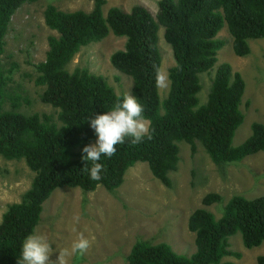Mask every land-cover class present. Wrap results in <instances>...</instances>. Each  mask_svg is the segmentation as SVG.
<instances>
[{
    "label": "trees",
    "instance_id": "trees-1",
    "mask_svg": "<svg viewBox=\"0 0 264 264\" xmlns=\"http://www.w3.org/2000/svg\"><path fill=\"white\" fill-rule=\"evenodd\" d=\"M0 0V155L24 159L34 176L19 202L7 205L0 222V264H17L24 238L34 232L43 203L59 187H79L93 191L102 185L115 190L128 168L146 162L154 177L169 187V173L179 161L178 142L185 141L191 154L200 142L216 165L237 162L264 151V123L254 121L250 135L239 145L232 140L244 119L240 109L244 79L229 63L219 64L211 78L207 101L198 105L200 74L215 64L223 41L216 35L227 25L237 56L250 53L249 41L264 38V0H158L153 16L134 4L129 11L118 6L103 13L105 0H93L89 11H65L46 5L45 25L54 30L47 38L48 48L36 63L34 83L42 86L41 102L56 109V116L21 111L27 98L13 87L15 62L1 61L11 16L25 2ZM171 47L174 63L168 68L169 89L161 100L156 86V70L161 65L158 29ZM109 33L124 37L122 49L110 55L118 71L132 78V93L144 107L152 139L132 145L126 138L111 158L101 157L104 170L100 181L89 179L82 160L85 145L96 138L90 119L112 109L117 97L105 77L87 68L69 71L66 66L80 50ZM90 167V165H89ZM209 192L203 205L221 200ZM187 227L195 235V251L190 256L177 253L166 242L137 240L127 255L128 264H231L225 256L240 258L229 249V237L239 232L245 247L264 241V195L246 198L234 195L222 208L219 218L205 207L190 213ZM253 264H264V254Z\"/></svg>",
    "mask_w": 264,
    "mask_h": 264
},
{
    "label": "rangeland",
    "instance_id": "rangeland-1",
    "mask_svg": "<svg viewBox=\"0 0 264 264\" xmlns=\"http://www.w3.org/2000/svg\"><path fill=\"white\" fill-rule=\"evenodd\" d=\"M158 0H105L102 7L106 14L111 6L129 11L134 4L144 6L154 16ZM48 4L65 11H89L93 0H37L25 2L11 16L5 47L1 54L3 64L15 62L13 87L27 98L21 111L24 113H47L54 117L56 109L43 103L39 95L42 86L34 83L35 64L42 61L48 48L47 38L56 34L44 23L43 11ZM223 41L216 55V62L209 72L200 74L201 89L198 105L207 101L211 78L216 67L229 63L239 71L245 82L240 104L244 114L236 129L232 144H241L251 133L254 121L264 123V38L249 41L250 53L237 56L232 47V37L227 25L216 35ZM125 38L109 33L97 42L82 46L66 68H87L102 75L117 94L132 93V78L118 71L110 62V55L124 46ZM158 47L161 53L160 70L168 75L173 65L171 47L163 38V28L158 29ZM158 88L163 100L168 93ZM97 136L89 144L96 142ZM88 144V145H89ZM179 161L176 170L169 173L171 185L162 184L154 177L146 162L138 161L128 168L124 180L115 190L108 191L98 185L93 191L79 187L56 188L43 203L41 218L34 232L45 234L53 252L50 260L55 262L59 249L70 248L78 233L83 232L91 246L82 257H68V264H128L127 255L133 243L146 240L151 243L166 242L174 251L190 256L195 251V235L187 227L190 213L199 207L210 210L219 218L222 208L234 195L254 198L264 195V151L244 157L242 160L223 165L214 164L203 145L196 141V151L191 154L185 141L178 142ZM34 172L24 159H5L0 155V217L8 204L19 202L28 189ZM209 192L221 195V200L203 205L202 198ZM79 216V222L74 217ZM229 249L240 252V258L225 256L222 262L231 264H253L264 254V241L251 248L243 245L241 234L229 237Z\"/></svg>",
    "mask_w": 264,
    "mask_h": 264
},
{
    "label": "clouds",
    "instance_id": "clouds-1",
    "mask_svg": "<svg viewBox=\"0 0 264 264\" xmlns=\"http://www.w3.org/2000/svg\"><path fill=\"white\" fill-rule=\"evenodd\" d=\"M155 83L157 88H167L169 86L167 73L158 68ZM89 123L97 139L95 143L83 147L82 152L86 155H82L81 159L87 162L84 171L93 181L102 179L101 173L104 170L102 156L108 158L114 156L117 151L116 146L123 145L126 138L132 145L143 142L145 137L151 140L154 131L144 116V107L129 92L122 98L117 97L111 110L96 115ZM79 219V216L74 217L77 223ZM90 246L91 241L80 232L72 241L70 248L59 249V256L53 262L49 258L53 249L48 237L45 234L30 233L22 242L17 264H68V257L73 255L82 257Z\"/></svg>",
    "mask_w": 264,
    "mask_h": 264
}]
</instances>
